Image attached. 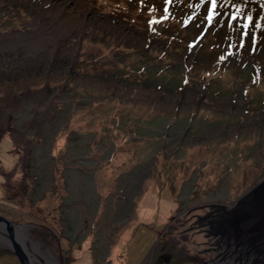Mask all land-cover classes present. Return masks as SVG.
<instances>
[{"label": "rangeland", "instance_id": "rangeland-1", "mask_svg": "<svg viewBox=\"0 0 264 264\" xmlns=\"http://www.w3.org/2000/svg\"><path fill=\"white\" fill-rule=\"evenodd\" d=\"M209 2L0 0V214L44 260L213 264L198 215L264 178V0Z\"/></svg>", "mask_w": 264, "mask_h": 264}, {"label": "water", "instance_id": "water-1", "mask_svg": "<svg viewBox=\"0 0 264 264\" xmlns=\"http://www.w3.org/2000/svg\"><path fill=\"white\" fill-rule=\"evenodd\" d=\"M197 221H207L206 230L213 233L211 245L199 248L216 250L213 264H264V178L230 208L211 204L205 214L198 215ZM29 226L0 214V241L20 264H52L30 247L35 243L28 237Z\"/></svg>", "mask_w": 264, "mask_h": 264}, {"label": "trees", "instance_id": "trees-1", "mask_svg": "<svg viewBox=\"0 0 264 264\" xmlns=\"http://www.w3.org/2000/svg\"><path fill=\"white\" fill-rule=\"evenodd\" d=\"M152 9V8H151ZM153 11V10H152ZM149 21L152 23H156V22H159L160 23V18L158 17V16H156V15H154V11L151 13V15H150V17H149ZM143 56H144V54H140L139 55V61L141 60L142 61V58H143ZM138 61V62H139ZM143 65V64H142ZM143 69H142V76H143V74H144V77H145V79L144 80H146V81H148V82H152V78H151V76H150V70H151V68L150 67H148L146 64L144 65V67H142ZM144 71V72H143ZM257 72V71H256ZM256 72H253V79H259V74H257ZM142 77H141V75H140V77L138 78V79H141ZM159 79V78H158ZM156 80L157 82L159 81V80ZM162 79V78H161ZM164 79V78H163ZM155 80H153V83H157Z\"/></svg>", "mask_w": 264, "mask_h": 264}, {"label": "snow or ice", "instance_id": "snow-or-ice-1", "mask_svg": "<svg viewBox=\"0 0 264 264\" xmlns=\"http://www.w3.org/2000/svg\"><path fill=\"white\" fill-rule=\"evenodd\" d=\"M201 2H203V0H201ZM215 3H216V0H210V2H209V7H208V10H207L209 19H211L212 15H213V8L215 6ZM238 7H239L238 5H233V8H237L238 9ZM232 15L235 16L236 12L234 11L232 13ZM248 19H249L248 17H245V22H244L245 28H247V26H248ZM256 26L257 27L260 26L259 21H257Z\"/></svg>", "mask_w": 264, "mask_h": 264}, {"label": "crops", "instance_id": "crops-1", "mask_svg": "<svg viewBox=\"0 0 264 264\" xmlns=\"http://www.w3.org/2000/svg\"><path fill=\"white\" fill-rule=\"evenodd\" d=\"M85 252V251H84ZM88 256H89V254H88V251H86V253L83 255V257H82V263L83 264H86V261H87V258H88ZM80 260H77V262H76V264H79L80 262H79ZM81 264V263H80ZM110 264H115L114 263V261H113V263L112 262H110Z\"/></svg>", "mask_w": 264, "mask_h": 264}, {"label": "flooded vegetation", "instance_id": "flooded-vegetation-1", "mask_svg": "<svg viewBox=\"0 0 264 264\" xmlns=\"http://www.w3.org/2000/svg\"><path fill=\"white\" fill-rule=\"evenodd\" d=\"M191 220H192V219H191ZM196 223H197V222H194V223H193V225H192L193 228L196 227ZM213 248H214V247H213Z\"/></svg>", "mask_w": 264, "mask_h": 264}]
</instances>
